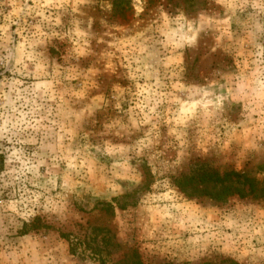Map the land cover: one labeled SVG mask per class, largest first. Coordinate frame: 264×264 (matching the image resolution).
Masks as SVG:
<instances>
[{
    "label": "rangeland",
    "instance_id": "1",
    "mask_svg": "<svg viewBox=\"0 0 264 264\" xmlns=\"http://www.w3.org/2000/svg\"><path fill=\"white\" fill-rule=\"evenodd\" d=\"M0 154V264H264V0H0Z\"/></svg>",
    "mask_w": 264,
    "mask_h": 264
},
{
    "label": "trees",
    "instance_id": "2",
    "mask_svg": "<svg viewBox=\"0 0 264 264\" xmlns=\"http://www.w3.org/2000/svg\"><path fill=\"white\" fill-rule=\"evenodd\" d=\"M5 168V158L3 154H0V173ZM244 176L238 172L232 171V172H226L224 175H221L218 172L209 171L205 168H199L195 174L192 176L193 183L196 185L193 187L194 191L199 193V195L208 194L209 190L207 185L209 183H215V184H221L222 189L215 193V196L220 195L221 193H225L224 191H229L231 193V185L224 186L225 182L228 181H240ZM198 184V185H197ZM203 186V187H200ZM217 187V186H215ZM224 189V190H223Z\"/></svg>",
    "mask_w": 264,
    "mask_h": 264
}]
</instances>
